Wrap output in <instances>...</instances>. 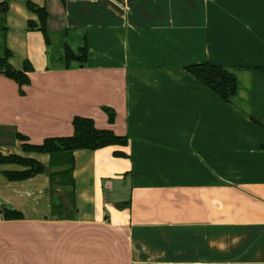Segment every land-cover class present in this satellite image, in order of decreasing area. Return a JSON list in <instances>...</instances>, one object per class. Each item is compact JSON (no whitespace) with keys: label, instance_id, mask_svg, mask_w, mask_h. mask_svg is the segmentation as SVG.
<instances>
[{"label":"crops","instance_id":"1","mask_svg":"<svg viewBox=\"0 0 264 264\" xmlns=\"http://www.w3.org/2000/svg\"><path fill=\"white\" fill-rule=\"evenodd\" d=\"M8 2L0 56L33 69L23 86L0 72V154L45 171L10 180L26 167L0 163V264H264V0ZM83 47L84 62L55 55ZM205 61L237 77L228 101L185 68ZM77 116L129 143L77 149L72 171L62 157L54 188L52 156L23 146Z\"/></svg>","mask_w":264,"mask_h":264},{"label":"trees","instance_id":"2","mask_svg":"<svg viewBox=\"0 0 264 264\" xmlns=\"http://www.w3.org/2000/svg\"><path fill=\"white\" fill-rule=\"evenodd\" d=\"M66 1V0H63ZM28 8L37 13L40 17V24H36L33 21H29L30 29L41 30L46 38L47 43L51 46V40L47 33V19L48 11L46 7L39 6L33 2L27 3ZM9 10L8 0L0 2V11L7 13ZM53 50V49H52ZM54 51V50H53ZM55 55L66 66H70L74 61L84 62L88 56L87 47L81 48V54L76 55L69 48L66 49L65 54L60 55L55 49ZM12 52L7 49L4 56H0V72L15 79L20 86L29 83L30 79L28 72L33 69L31 63L25 62L23 69H16L10 63V57ZM196 79L207 85L214 92L220 95L224 100L236 94L239 83L237 77L224 67L214 64L210 61L198 62L190 64L185 67ZM109 117L112 121L114 119V112L109 110ZM74 133L70 136L62 137H50L46 138L41 144H27L23 148L29 151L46 152L49 153L54 159L52 163L53 169L59 166V160L62 157L67 158V163H61L69 165L70 167L66 171H72L74 160V151L77 149H90L96 150L109 145H128L129 139L126 136H120L110 129H100L96 127L95 122L91 118L77 116L73 120ZM116 156H124L121 151H115ZM1 162H16L24 165L26 168L23 170H7L6 176L10 180H21L33 177L37 174L43 173L45 167L39 160L32 157H24L20 155L3 156L0 154ZM60 164V165H61ZM61 172V171H60ZM58 170L54 169L50 173L53 187L59 183L58 176L61 174ZM74 180L70 179L68 186L74 188ZM55 188V187H54ZM60 195L54 194L52 197V206L54 213H61L63 210V204L60 202ZM129 202L117 203L120 207H126ZM63 214V213H62ZM22 213L18 210L4 209V217L7 219L22 218Z\"/></svg>","mask_w":264,"mask_h":264},{"label":"rangeland","instance_id":"3","mask_svg":"<svg viewBox=\"0 0 264 264\" xmlns=\"http://www.w3.org/2000/svg\"><path fill=\"white\" fill-rule=\"evenodd\" d=\"M56 193H58V194H60L61 192L59 191H56ZM68 196L70 197L71 195L70 194H68ZM70 199H72L71 197H70ZM67 200V199H66ZM67 202H68V200H67ZM69 207L71 206V204L69 203V204H67Z\"/></svg>","mask_w":264,"mask_h":264}]
</instances>
